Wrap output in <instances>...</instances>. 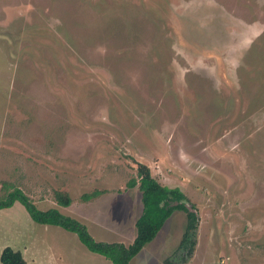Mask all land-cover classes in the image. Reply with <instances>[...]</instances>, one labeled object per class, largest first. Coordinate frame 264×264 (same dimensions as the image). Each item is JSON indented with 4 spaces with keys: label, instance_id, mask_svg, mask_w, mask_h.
Segmentation results:
<instances>
[{
    "label": "rangeland",
    "instance_id": "1",
    "mask_svg": "<svg viewBox=\"0 0 264 264\" xmlns=\"http://www.w3.org/2000/svg\"><path fill=\"white\" fill-rule=\"evenodd\" d=\"M138 163L197 221L190 255L194 218L175 209L130 264H264V0H0V201L20 188L129 245ZM42 230L20 202L0 208V250L112 264Z\"/></svg>",
    "mask_w": 264,
    "mask_h": 264
},
{
    "label": "trees",
    "instance_id": "2",
    "mask_svg": "<svg viewBox=\"0 0 264 264\" xmlns=\"http://www.w3.org/2000/svg\"><path fill=\"white\" fill-rule=\"evenodd\" d=\"M137 179H131L128 186L132 187L138 183V189L141 192L142 210L136 219L135 236L129 245L120 242H104L96 241L88 232L86 226L77 219L64 215L55 208L38 209L30 200V198L20 189L11 190L4 201H0V208L9 206L15 201L25 206L30 218L42 225H53L60 227L68 232L76 235L78 241L85 248L99 254L111 261L112 264H130L135 255L142 247L152 241L163 226L170 213L175 210L184 211L187 216L194 218V223H187L183 240L186 243L188 254L190 255L195 242L191 240L195 231L196 215L187 210L183 204V200L187 199L179 188H169L162 186L151 176L149 168L142 163L137 164ZM96 190L90 194H84V198H89L99 194ZM54 198L58 205L67 207L71 203V198L66 191L56 190ZM174 201H180L177 205H170ZM193 208L194 206L191 205ZM189 231V233H187ZM183 246V245H182ZM1 264H27L26 259L19 250H15L9 246L4 247L0 252Z\"/></svg>",
    "mask_w": 264,
    "mask_h": 264
},
{
    "label": "crops",
    "instance_id": "3",
    "mask_svg": "<svg viewBox=\"0 0 264 264\" xmlns=\"http://www.w3.org/2000/svg\"><path fill=\"white\" fill-rule=\"evenodd\" d=\"M40 226H47L50 230H51V232L52 233H54L53 231H57L56 233H54V234H58V236H57V238L58 239H60L61 237H63L61 240H59L60 242V246H61V249H60V251H62L63 253H65L66 254V250L68 249V247L70 248V241H71V237H70V234H68L69 232L68 231H66V230H64V229H62V228H60V227H58V228H55V227H53V225H42V224H40ZM41 229H43V228H41ZM52 229H55V230H52ZM50 230H42V231H46V232H48V233H51L50 232ZM67 233V234H66ZM66 235V236H65ZM133 239H131V241H132ZM23 245H22V248L21 247H17L15 250H19L21 253H22V255H23V253H24V249L26 248V246H25V244L24 243H22ZM4 246H7V245H4ZM37 249H39L38 247H36ZM51 248V247H50ZM2 249H3V247H2ZM1 249V250H2ZM1 250H0V252H1ZM22 250V251H21ZM40 250V249H39ZM40 251H42V250H40ZM49 251H50V249H49ZM42 252H44V251H42ZM33 253H35V252H33ZM60 258H62V255L60 256ZM26 262H27V260H26ZM27 264H28V262H27ZM63 264H72V261H71V258H70V260L69 259H65L64 261H63Z\"/></svg>",
    "mask_w": 264,
    "mask_h": 264
},
{
    "label": "water",
    "instance_id": "4",
    "mask_svg": "<svg viewBox=\"0 0 264 264\" xmlns=\"http://www.w3.org/2000/svg\"><path fill=\"white\" fill-rule=\"evenodd\" d=\"M183 202L185 208L191 212H193L196 216H197V212L196 210L191 206V204L185 200L181 201ZM180 201H174L173 203H171L170 205H177L178 203H181Z\"/></svg>",
    "mask_w": 264,
    "mask_h": 264
}]
</instances>
